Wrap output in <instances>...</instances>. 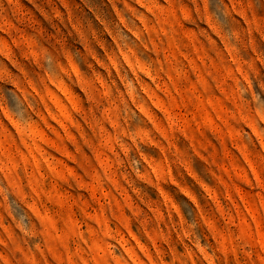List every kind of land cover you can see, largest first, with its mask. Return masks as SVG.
Listing matches in <instances>:
<instances>
[{
  "label": "rangeland",
  "instance_id": "rangeland-1",
  "mask_svg": "<svg viewBox=\"0 0 264 264\" xmlns=\"http://www.w3.org/2000/svg\"><path fill=\"white\" fill-rule=\"evenodd\" d=\"M0 264H264V0H0Z\"/></svg>",
  "mask_w": 264,
  "mask_h": 264
}]
</instances>
